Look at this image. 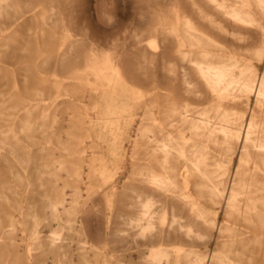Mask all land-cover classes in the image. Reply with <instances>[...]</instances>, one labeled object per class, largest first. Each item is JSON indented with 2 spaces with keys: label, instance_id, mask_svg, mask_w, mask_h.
Listing matches in <instances>:
<instances>
[{
  "label": "bare ground",
  "instance_id": "obj_1",
  "mask_svg": "<svg viewBox=\"0 0 264 264\" xmlns=\"http://www.w3.org/2000/svg\"><path fill=\"white\" fill-rule=\"evenodd\" d=\"M12 1L0 0V15L4 4L11 8ZM182 2L187 11L175 2L171 12L176 22L186 28L179 35L178 29L173 30L176 48L183 61L190 65L188 69L182 67L179 77L184 98L177 100L176 87L167 78L162 80L163 85L153 81L146 94L132 153L128 154L131 155L130 166L125 168L127 172L121 171L119 175L118 205L110 220L104 204V189L97 179L99 164L87 156V149L94 146L85 141L89 137L85 134L83 114L75 110L76 115L68 125L65 122L69 119L59 118L52 126H46L43 122L45 110L38 117L35 150L29 151L26 159L27 167L33 163L34 181L27 182L21 176L19 185L20 189L31 188L33 196V206L24 216L33 250L37 252L32 264H205V256L194 249L202 228L200 198L215 199L218 205L224 203L231 217L245 222L254 232L248 241L232 245L227 254L212 251L210 264H254L256 261L258 250L264 244V120L259 119V111L254 109L246 122L245 113L237 108L240 105L237 98L254 95L256 108L264 109V77L256 78L253 71L247 76L237 75L233 65L215 66L201 41V37L210 43L215 41L211 32L229 35L233 41H244L243 33L227 28L217 17L246 26V16L250 17L253 12L245 0H239L237 8L229 0ZM210 8L215 11L213 15L207 10ZM60 16L61 13L49 21L63 26L65 36L59 46L63 73L66 71V75L84 81L87 68L96 71L97 76L103 70H112L115 74L124 71L120 60L110 55L101 58L87 55L83 66L70 65L68 54L78 42L67 43L71 31ZM152 57L149 61L142 56L145 74L156 64V54ZM257 57L264 60V52L258 50ZM172 72L167 71L169 76ZM214 94L217 98L212 101ZM44 98L48 102L51 97ZM229 101L232 106L226 107ZM144 120L149 123L144 124ZM67 127L82 133L77 137L65 131ZM24 128L31 129L29 125ZM62 133L65 134L62 136ZM211 149L240 150L242 161H253V172L239 171L228 187V173ZM201 180L207 185L206 190L201 188ZM7 206H10V196ZM10 208L20 210L19 207ZM203 223L208 224L206 220ZM7 224L11 229L6 232V247L17 250L12 236L14 221L6 212L5 226ZM208 225L210 230L216 226ZM30 252L31 248L12 264L20 261V264H28Z\"/></svg>",
  "mask_w": 264,
  "mask_h": 264
},
{
  "label": "rangeland",
  "instance_id": "obj_2",
  "mask_svg": "<svg viewBox=\"0 0 264 264\" xmlns=\"http://www.w3.org/2000/svg\"><path fill=\"white\" fill-rule=\"evenodd\" d=\"M197 1L201 3L202 0ZM229 1L235 8L240 6L239 0ZM257 1L244 2L247 7L251 6L253 12L250 17L246 16V26H237L216 14L227 28L243 33L244 41H233L229 35L211 32L215 41L210 43L197 34L206 45L212 64L233 65L235 74L242 76L253 71L256 78L261 79L264 77V60L257 56L258 50L264 52V0ZM175 2L187 11L182 0H13L11 8L4 4L0 15V264L17 263V257L25 255L30 248L31 258L27 262L32 264L37 254L24 218L27 209L33 206L31 188L20 189L19 185L21 176L27 182L34 181L33 163L27 167L26 159L27 153L35 150L33 143L39 133L36 124L43 110L46 126H52L59 118L69 119L68 123L67 120L65 122L68 125L77 109L83 114L85 134L89 137L85 141L94 146L87 149V156L99 164L97 179L104 189V204L108 207L110 220L118 205L116 187L121 184L119 175L121 171L127 172L125 168L130 166L128 159L131 155L128 154L132 153V142L153 81L163 85L162 80L167 78L176 87L177 100L184 98L179 77L182 67L188 69L190 65L183 61L175 44L173 30L178 29V35L180 31H186L171 12ZM207 10L212 15L215 13L211 8ZM60 13V18L65 20L71 31L72 39L66 38L67 43L72 40L78 42V46L68 54L70 65L83 66L87 55L95 54L97 58L110 55L120 60L124 71L115 74L112 70H103L97 76L96 71L87 68L84 81L71 74L66 75V71L63 73L59 57L62 52H59V46L65 36L63 26L49 21L50 18H58ZM155 54L156 64L150 66L145 74L142 56L150 61ZM167 71H173L171 76ZM55 75L59 78L56 79ZM45 96L51 97L48 102ZM216 98V94L212 95V101ZM231 102L226 107H231ZM237 102L240 104L237 108L245 113L246 122L251 119L254 109L259 111V119L264 120V109L256 108L254 95L240 96ZM143 123L148 124L149 120ZM27 125L31 127L30 131L24 128ZM64 130L77 137L82 133L68 127ZM211 151L228 173V187L239 171L254 170L253 161H242L238 149L232 153L219 149ZM32 157L35 158V153ZM201 188H207L202 180ZM9 196L10 206L19 207V211L7 206ZM198 202L203 213L200 219L202 228L194 249L205 256V264H210L213 252L227 254L232 245H238L245 239L248 241L254 235L248 224L238 222L228 214L224 203L218 205L215 199L206 198H200ZM6 212L14 221L12 236L17 250L6 247V232L11 229L9 224L5 226ZM204 220L216 226L210 230ZM106 259H109V253ZM254 264H264V244L259 248Z\"/></svg>",
  "mask_w": 264,
  "mask_h": 264
}]
</instances>
